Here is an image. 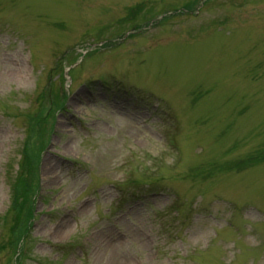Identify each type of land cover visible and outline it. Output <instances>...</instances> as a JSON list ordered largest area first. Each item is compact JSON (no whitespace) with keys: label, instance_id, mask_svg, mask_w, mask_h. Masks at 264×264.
Returning <instances> with one entry per match:
<instances>
[{"label":"rangeland","instance_id":"1","mask_svg":"<svg viewBox=\"0 0 264 264\" xmlns=\"http://www.w3.org/2000/svg\"><path fill=\"white\" fill-rule=\"evenodd\" d=\"M51 84L21 264H264V0H0V217Z\"/></svg>","mask_w":264,"mask_h":264},{"label":"trees","instance_id":"2","mask_svg":"<svg viewBox=\"0 0 264 264\" xmlns=\"http://www.w3.org/2000/svg\"><path fill=\"white\" fill-rule=\"evenodd\" d=\"M61 66H57L56 70H59ZM49 108L47 109V117L40 122L37 118L29 117V136L26 144V149L22 157L20 165V173L17 178L15 189L17 191V199L15 203V211L17 212L16 220L11 228V239L9 241L10 246H15L17 249L20 241L28 235L29 232V220L32 217L33 207L31 206L30 195L34 192V189L38 188V170L37 164L40 160L42 151L47 147L50 141V130L45 129L44 123L47 120L55 121L54 114L58 113L61 109H64L67 100V95L64 92L57 90L55 92L54 84H51L48 90ZM47 99V98H46ZM264 154V152H261ZM260 154V153H259ZM257 154L255 157L250 156L247 159L249 164H258V160H263ZM239 166V165H238ZM23 201L20 203L19 198ZM27 212L24 216V212Z\"/></svg>","mask_w":264,"mask_h":264},{"label":"bare ground","instance_id":"3","mask_svg":"<svg viewBox=\"0 0 264 264\" xmlns=\"http://www.w3.org/2000/svg\"><path fill=\"white\" fill-rule=\"evenodd\" d=\"M53 232V234L51 235L52 237L54 236V237H58V236H60L61 235V232L60 231H52Z\"/></svg>","mask_w":264,"mask_h":264}]
</instances>
